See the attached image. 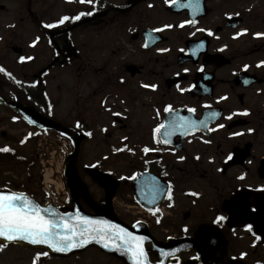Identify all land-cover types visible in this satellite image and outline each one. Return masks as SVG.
<instances>
[{"label": "flooded vegetation", "instance_id": "af4514ba", "mask_svg": "<svg viewBox=\"0 0 264 264\" xmlns=\"http://www.w3.org/2000/svg\"><path fill=\"white\" fill-rule=\"evenodd\" d=\"M243 1L253 3H242V12L234 13L231 0H193L189 11L175 15L182 19L164 20L169 13L166 0H146L126 13L120 10L128 7V0H67L61 13L69 20L63 24L30 20L28 8L27 20H21L40 36L46 35L53 58L66 57L62 74L69 78L92 73L83 63L84 43L79 42L85 26L59 33L80 20L108 11L90 26L98 33L109 27L116 43L122 41L133 51L126 64L114 67L108 81L96 83L121 90L134 81L145 83L153 116L129 123L119 146H107L95 155L93 166H81L78 181L86 194L79 204L85 213H102L143 238L144 264H264V0ZM78 15L80 19H74ZM162 37L166 43L152 45ZM14 47L10 43L6 49ZM179 55H185L187 62L179 63ZM215 55L221 58L213 59ZM43 68L26 75L35 83L34 91L25 89L22 95L8 97L56 120L54 106L46 101L51 71L42 75L37 92V74ZM176 77L183 80L167 91V79ZM174 91L180 96L185 91V98L171 96ZM81 98L62 104L61 122L85 134L87 98L79 106ZM166 109L179 112L172 122L175 128L171 126L176 136L172 141L162 139ZM112 120L123 123L118 116ZM114 160L124 174L115 173ZM60 210H72L69 195ZM219 217L224 219L217 222ZM91 249L102 262H79L80 253L63 256L36 250L34 259L41 255L35 264H126L115 255Z\"/></svg>", "mask_w": 264, "mask_h": 264}, {"label": "rangeland", "instance_id": "374dc122", "mask_svg": "<svg viewBox=\"0 0 264 264\" xmlns=\"http://www.w3.org/2000/svg\"><path fill=\"white\" fill-rule=\"evenodd\" d=\"M167 1L169 0H166V4ZM29 3L28 9L34 19L57 22L62 18L64 0H29ZM242 3L252 5L253 2L231 0L230 11L242 12L240 9ZM22 5H25L23 0H0V6L5 8L0 11V65L6 71L15 74V81L10 83L0 79L2 96L6 98L23 91L25 86H30L31 79L26 78V75L45 66L52 59V54L47 47V39L35 33V27L26 25L25 22L22 23L21 20H27L28 16L27 7ZM180 19L182 17L172 16L168 12L164 15V20ZM79 38V42L84 43L81 46L83 63L92 73L83 75L81 79L76 75L75 78H69L62 74L64 68L55 67L47 78L46 91L54 106V116L60 121H63L62 104L66 100L73 103L78 96H81L82 98L78 100L80 106L83 103V98H87L84 103L88 111L84 114V122L90 137L81 145L76 166L78 171L81 170L83 164L93 166L95 155L104 151L107 146H119L126 139V129L129 123L136 124V121L153 116L151 95L147 93L145 83H138L139 80L131 82L127 90L114 88L111 84L101 87V83H96L104 79L108 81L116 72L115 66L126 64L128 55L134 54L131 48L122 41L117 44L114 31L109 27L98 33L94 25H87ZM10 43L23 50V54L20 56L24 58L23 60L6 49ZM166 46L173 48L170 45ZM120 48H123V51L119 52ZM118 70L120 69L118 68ZM78 82L80 83L78 84ZM178 92H172L171 96L184 99L185 91L181 93V96ZM115 111L118 112L114 113ZM112 116L122 118L123 123L116 124L112 120ZM13 117L11 111L0 107V148L17 151V155L23 158V165H26L25 168L28 169L30 160L34 158L33 146L30 142L21 143L24 135L23 129L26 127L22 122L13 120ZM131 119L133 121H130ZM67 121L68 124H71L72 118ZM121 127L125 128L120 130ZM44 144H47L50 153L56 151L57 143L54 140ZM42 158H45L43 154ZM113 164L115 173L124 174V169L121 168L119 162L114 160ZM21 167L0 164V191L20 192L22 187L27 184V188L35 193L34 198L39 200L41 191L37 184L40 174L38 164L34 165L32 178H29ZM53 167V177L57 179L55 163ZM35 252L36 250H29L18 245L8 247L0 243V264H32ZM85 260H91L94 263L102 262L91 250L82 254L78 261Z\"/></svg>", "mask_w": 264, "mask_h": 264}, {"label": "snow or ice", "instance_id": "6c2138e0", "mask_svg": "<svg viewBox=\"0 0 264 264\" xmlns=\"http://www.w3.org/2000/svg\"><path fill=\"white\" fill-rule=\"evenodd\" d=\"M81 2H84V0H81ZM87 2L92 3V0H87ZM80 15L84 14L81 13ZM80 15L74 19L79 20ZM68 20L69 17L65 16L58 23L63 24ZM53 26L46 25V27ZM145 47H147V44H145ZM21 59L23 60L24 58L22 57ZM0 71H4V69L0 68ZM145 87L149 86L145 85ZM150 87L154 88L155 86L152 85ZM212 115L215 116L216 113ZM162 127L164 126L161 125L155 131L160 132V128ZM220 127H223V125H220ZM0 151L7 152L10 149L4 148L0 149ZM144 151L147 153L149 149L145 148ZM223 219L224 217H219L217 222ZM249 230H251V226H249ZM0 236L7 238L9 241L22 239L33 244H46L56 251H67L71 247H80L86 241V236H91L93 239H97L98 242L120 240L123 242L125 250L131 252L136 257V264H144L143 238L133 236L122 228L117 230L110 225L106 227L93 225V222L87 218H83L82 224L79 227L62 226L55 220L45 219L40 214V209L37 205L28 202L26 198L15 193L10 195L0 193ZM77 237L80 238L79 242L77 241ZM104 246L109 247V244L105 243ZM40 255V253L37 254L34 264L35 260H39ZM43 255H47V253H43Z\"/></svg>", "mask_w": 264, "mask_h": 264}, {"label": "water", "instance_id": "95a60500", "mask_svg": "<svg viewBox=\"0 0 264 264\" xmlns=\"http://www.w3.org/2000/svg\"><path fill=\"white\" fill-rule=\"evenodd\" d=\"M142 1H144V0H129L128 3L132 6H134L137 3L142 2ZM183 2H189V0H184V1L180 0V1L176 2L173 5V7L171 8V12L175 13L173 11V8L177 7L178 5L180 6ZM130 8L126 9V11H128ZM101 15H104V14H98L96 16L98 17ZM89 21L90 20H86L80 24H83V23H86ZM74 27H76V26H74ZM17 53H19V51H17ZM173 84H174V82L169 81L167 88H170L171 86H173ZM0 104L10 107L22 119H24L29 125L36 126L38 129H41V130L49 129V130H53V131H56V132H59L62 134L69 135L73 138V140L75 142V148L69 157L68 164H66L64 167L63 175H64L65 181L67 183V186L69 188V193L73 199V203L75 204V206H77V209H75V211L73 213L62 214L50 206L40 207L31 198H29L25 195H21V196L26 198L28 202H30L34 205H37L40 209V214L42 216H44L45 219L55 220L57 223L61 224L62 226L67 225L69 227H72V226L79 227L82 224L83 218H87L89 221L93 222V225H98L100 227H106V226L110 225V226L115 227L117 230L121 229L120 227H117V226L113 225L112 223L105 222V221L99 219L98 217L86 216L80 211L79 205L77 203V199L79 196L84 195L85 191L83 190V188L78 183L72 167H73V164H74L76 156H77L79 143L84 139V137L72 135L70 133V131H68L67 129L62 127L60 124L52 122V121L44 118L42 115L36 113L34 110H32L30 108H25V107L15 103V102L7 103L3 98L0 97ZM3 194L10 195L13 193H3ZM62 230H63V228H62ZM0 240L8 242V243H12V242L23 243V244H26V245H29L32 247H43V248H46L53 253H60V254H63V253L68 254V253H71L73 251L82 250L88 246H97L100 249L105 250L108 253H115L117 256L122 257L127 261H130V260L133 261L135 258V256L131 252L125 250V247H124L122 241H120V240H104V241L98 242L97 239H93L91 236H86V241L83 242L82 246L71 247L67 251H56L53 248H50L46 244H33L27 240H22V239H15V240L9 241L7 238L0 236ZM77 241L78 242L80 241L79 237H77ZM105 243H108L109 247H105L104 246Z\"/></svg>", "mask_w": 264, "mask_h": 264}, {"label": "trees", "instance_id": "16d2710c", "mask_svg": "<svg viewBox=\"0 0 264 264\" xmlns=\"http://www.w3.org/2000/svg\"><path fill=\"white\" fill-rule=\"evenodd\" d=\"M30 161L31 162H29V165L27 166L28 169H26L25 168L26 165H23V162H24L23 158L19 157L15 152L7 151V152L0 153V164L5 165V166H11V165H14V166L17 165V167L22 166L21 168H23V170L28 174V177L32 178V173H34L33 171H34L35 161L34 159H31ZM29 191L33 192V190H29Z\"/></svg>", "mask_w": 264, "mask_h": 264}, {"label": "bare ground", "instance_id": "6f19581e", "mask_svg": "<svg viewBox=\"0 0 264 264\" xmlns=\"http://www.w3.org/2000/svg\"><path fill=\"white\" fill-rule=\"evenodd\" d=\"M49 177H50L49 175L45 176V180L48 181V182H49ZM49 183H52V182H49Z\"/></svg>", "mask_w": 264, "mask_h": 264}]
</instances>
